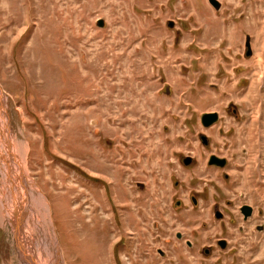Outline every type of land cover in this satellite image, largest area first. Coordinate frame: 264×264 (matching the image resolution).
Instances as JSON below:
<instances>
[{
	"label": "rangeland",
	"instance_id": "1",
	"mask_svg": "<svg viewBox=\"0 0 264 264\" xmlns=\"http://www.w3.org/2000/svg\"><path fill=\"white\" fill-rule=\"evenodd\" d=\"M217 1L0 0L4 126L60 264H264V0ZM211 152L226 178L211 180ZM6 195L0 173V264H21Z\"/></svg>",
	"mask_w": 264,
	"mask_h": 264
},
{
	"label": "bare ground",
	"instance_id": "2",
	"mask_svg": "<svg viewBox=\"0 0 264 264\" xmlns=\"http://www.w3.org/2000/svg\"><path fill=\"white\" fill-rule=\"evenodd\" d=\"M4 113L5 102L0 99V173L4 191L7 192L3 211L12 224L19 262L25 264V260H29L30 264H60L58 253L50 250L48 240L49 202L28 178L25 168L27 148L17 136H9L4 126ZM23 185L30 189L29 195L25 194ZM11 193L15 205L13 200L8 204ZM12 204L13 212L9 208ZM34 231L39 234L38 240L33 239Z\"/></svg>",
	"mask_w": 264,
	"mask_h": 264
},
{
	"label": "flooded vegetation",
	"instance_id": "3",
	"mask_svg": "<svg viewBox=\"0 0 264 264\" xmlns=\"http://www.w3.org/2000/svg\"><path fill=\"white\" fill-rule=\"evenodd\" d=\"M232 109V111L234 112L235 111V108H233V107H231ZM200 139H201V142H202V147H205V146H209V141H208V139H207V137L205 138V139H203L202 138V135L200 136ZM205 140V141H204ZM198 151V150H197ZM197 154H199L198 152H197ZM211 155H215V156H217L218 158H220V159H224V162H223V166H218V165H214V164H212V165H209V157L211 156ZM188 156V155H187ZM186 156V157H187ZM190 156V155H189ZM233 156H234V158H237V156H240V157H246L247 156V149L245 150L244 149V151L241 149L240 150V152H234V154H233ZM191 157V156H190ZM193 157H191V159L189 160V162H188V164H186L185 163V156H180V158H179V156H178V159H177V163L180 165V166H183V167H190V166H192V165H194L195 164V161H194V158L192 159ZM221 162H217V164H220ZM206 166H208L209 168H212L215 172H214V175H213V177L214 178H212L211 180L212 181H216V179H218L219 177H221V175L222 176H224V174H222V173H219L221 170H223V169H225L226 168V166L228 165V159L225 157V156H223V155H220V154H217V153H214V152H211V153H209L208 155H207V157H206ZM231 169H232V166H231ZM237 171H238V169H237V167L235 168ZM221 174V175H220ZM240 174H242L241 173V170H239V172H238V174H237V176L238 175H240ZM231 176V175H230ZM225 178L227 177V176H224ZM232 177V176H231ZM234 178V177H233ZM214 179V180H213ZM139 183V187L140 188H144V185L142 184V182H138ZM175 184H178V182L176 181V182H174ZM196 193L197 194H195V195H193V196H191L190 198H191V201H192V203L193 204H197L198 203V198L199 199H201L200 200V202L202 201V200H206V199H208L209 198V196L207 197V190H205V189H202V190H199L198 192L196 191ZM213 201V200H212ZM228 201V200H227ZM225 202H223V204H224ZM177 204H180V203H178L177 202ZM213 204V203H212ZM219 204V202L218 201H215V203L213 204V205H211L208 209H207V212H209V211H211V209L213 210V213H214V216H215V218H217V219H222L223 217H224V214H223V212L222 211H220V210H218L217 208L216 209H214V207L213 206H215V205H218ZM243 206H248L249 208H247V210H244V212H246V211H248L249 213H248V215H245V213L243 212V210H242V207ZM239 212H240V214L242 215V219L244 220V221H247L248 219H250L251 218V216L253 215V213H254V210H252V207L250 206V205H248V204H243L240 208H239ZM216 215H219L218 217L216 216ZM256 228H257V230L258 229H262V224H258L257 226H256ZM176 237H178V238H181L182 237V235L180 234V233H177L176 234ZM222 241V242H221ZM186 243H187V245L188 246H191V242L189 241V240H187L186 241ZM215 244L216 245H218V246H222V245H224V246H226L227 245V239H225V238H223V237H220V238H217L216 240H215ZM222 248V247H221ZM160 251V253H163V251H161V250H159ZM204 253L205 254H207V253H209V249L208 248H206V249H204Z\"/></svg>",
	"mask_w": 264,
	"mask_h": 264
},
{
	"label": "water",
	"instance_id": "4",
	"mask_svg": "<svg viewBox=\"0 0 264 264\" xmlns=\"http://www.w3.org/2000/svg\"><path fill=\"white\" fill-rule=\"evenodd\" d=\"M210 4L212 6H214L216 9L219 8V2L217 0H209ZM100 23H102V21H100ZM173 25V22H169V26H172ZM248 45V44H247ZM249 52V50L247 51V53ZM219 120V114L218 112L216 111H209V112H203L201 115H200V123L201 125L204 127V128H209L211 126H213L215 123H217ZM202 138L205 139L206 136L205 135H202ZM205 141V140H204ZM185 163L188 164L189 160L191 159L190 156H187L185 157ZM217 162H221L220 164H217ZM223 162H224V159H220L218 158L217 156L215 155H211L209 157V165H218V166H223ZM247 208H249L248 206H243L242 207V210L244 212V210H247ZM245 215H248V211L244 212ZM217 217L219 215H216ZM222 242V241H221ZM222 248H224L225 246L222 245L221 246Z\"/></svg>",
	"mask_w": 264,
	"mask_h": 264
},
{
	"label": "crops",
	"instance_id": "5",
	"mask_svg": "<svg viewBox=\"0 0 264 264\" xmlns=\"http://www.w3.org/2000/svg\"><path fill=\"white\" fill-rule=\"evenodd\" d=\"M257 140H259V144H260L261 141H260V137H259V136H258ZM260 145H261V144H260ZM263 145H264V143H263Z\"/></svg>",
	"mask_w": 264,
	"mask_h": 264
}]
</instances>
